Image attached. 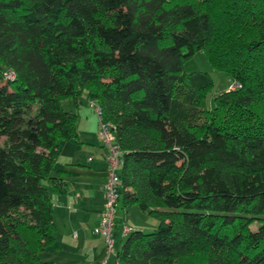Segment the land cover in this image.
Here are the masks:
<instances>
[{"label":"trees","instance_id":"1","mask_svg":"<svg viewBox=\"0 0 264 264\" xmlns=\"http://www.w3.org/2000/svg\"><path fill=\"white\" fill-rule=\"evenodd\" d=\"M197 52L240 85L211 108ZM82 95L120 153L117 209L158 221L114 264H264V0H0V264H48Z\"/></svg>","mask_w":264,"mask_h":264},{"label":"crops","instance_id":"2","mask_svg":"<svg viewBox=\"0 0 264 264\" xmlns=\"http://www.w3.org/2000/svg\"><path fill=\"white\" fill-rule=\"evenodd\" d=\"M76 130L78 142L59 143L53 168L64 172L61 176L68 182L65 192L59 195L46 184L55 229L52 245L40 256L42 260L53 256L48 264H114L113 256L104 263V243L93 234L104 207L101 186L107 177L108 150L97 131L85 137ZM118 248L114 247V252Z\"/></svg>","mask_w":264,"mask_h":264},{"label":"rangeland","instance_id":"3","mask_svg":"<svg viewBox=\"0 0 264 264\" xmlns=\"http://www.w3.org/2000/svg\"><path fill=\"white\" fill-rule=\"evenodd\" d=\"M183 72L186 74H204L211 79L213 82V88L206 98V105L208 108L212 107L213 98L216 95L222 93L224 90L229 91L240 87L237 82H233L222 73L212 71L207 65L203 52H197L193 57L185 60L183 64ZM61 105L64 110L72 111L77 115L78 121L76 128L83 134V136L91 137V133L94 130L98 133L99 118L95 110V105H92L89 101H87L85 95L80 97L78 108H74V106H72L68 101H62ZM117 218L121 221L114 231L115 234H118V238L116 239L114 246L116 249L120 246V242L122 240L121 233L123 230V222L130 230H141L147 233L156 230L158 227V221L152 216L142 213L137 206L131 207L127 212L121 208L117 209ZM255 227L256 224L254 223L251 226V229H254ZM44 258L45 260L43 261L49 263L51 261L50 259H53V256L50 258L44 256Z\"/></svg>","mask_w":264,"mask_h":264},{"label":"built area","instance_id":"4","mask_svg":"<svg viewBox=\"0 0 264 264\" xmlns=\"http://www.w3.org/2000/svg\"><path fill=\"white\" fill-rule=\"evenodd\" d=\"M7 76L8 78H12L10 73ZM96 111L98 114L97 109ZM108 127L109 126L106 124H102L100 122L99 136L103 142V145L108 150V156L106 158L107 177L104 184L101 186L102 196L105 201L103 211L99 216L97 226L93 230L94 235L102 239L104 243V263L115 254L114 224L117 214L118 188L120 187V179L118 176L120 167V153L118 148L112 144L113 137L109 132ZM130 231V229L124 226L122 230V237L128 234Z\"/></svg>","mask_w":264,"mask_h":264}]
</instances>
